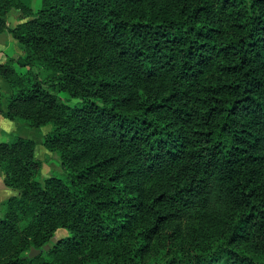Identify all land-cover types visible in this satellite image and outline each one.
<instances>
[{
	"label": "trees",
	"instance_id": "trees-1",
	"mask_svg": "<svg viewBox=\"0 0 264 264\" xmlns=\"http://www.w3.org/2000/svg\"><path fill=\"white\" fill-rule=\"evenodd\" d=\"M4 33L0 115L60 172L0 142V264H264V0H0Z\"/></svg>",
	"mask_w": 264,
	"mask_h": 264
},
{
	"label": "crops",
	"instance_id": "crops-1",
	"mask_svg": "<svg viewBox=\"0 0 264 264\" xmlns=\"http://www.w3.org/2000/svg\"><path fill=\"white\" fill-rule=\"evenodd\" d=\"M9 21L7 24L10 27H14L16 24L20 22V19L18 15L16 14H9L8 15ZM5 44H8L11 47V50L14 51V53H18L21 49L20 46L17 45V43L12 39V37L7 34H0V46H3ZM15 53V54H16ZM21 53V51H20ZM2 59H0L1 61ZM0 92L4 95L10 94V88L8 84L0 77ZM6 106V100L5 98L2 99V109H5ZM26 124L16 123L10 120L5 119L0 115V142L7 141L11 137H17V132H20V130H24ZM46 133H41V138L38 140V143H36V156L42 161V176H47L51 171L60 172L59 164L57 163V159L53 158L51 154H49L42 146V138ZM56 159V160H55ZM49 160V161H48ZM49 162V163H48ZM50 163L55 164L54 168L47 167V170L45 169V164L49 166ZM14 192L7 188L3 183V176L0 172V215L2 213V204L4 201H6L9 197L13 196Z\"/></svg>",
	"mask_w": 264,
	"mask_h": 264
},
{
	"label": "rangeland",
	"instance_id": "rangeland-1",
	"mask_svg": "<svg viewBox=\"0 0 264 264\" xmlns=\"http://www.w3.org/2000/svg\"><path fill=\"white\" fill-rule=\"evenodd\" d=\"M26 1L29 2L30 6H31V8H32V10L34 12L36 10H38L41 7V5H42V0H26ZM9 14H16V15H18L14 10L10 11L8 13V15ZM8 15H7V22L9 21ZM18 17H19V15H18ZM20 51L18 53H16V52L15 53L21 55L22 53H20ZM15 53H14L13 50H11V47L8 44H5L3 46H0V59H2L0 61V63L5 62L7 60V58H9V57H14L15 56ZM15 67L17 68V66H15ZM17 70L18 71H24V69H21V68H17ZM24 128H25L24 130H20V132H17V137L29 138V139L34 140L36 143H38V140L41 138V133H44V132L45 133H48L51 130V127L50 126H45V127H41V128L35 129V128H30V127H28L26 125ZM53 158H55V157H53ZM47 167L54 168L55 167V164L50 163L49 166H47L45 164L44 171L47 170ZM41 170H42V168H41ZM48 173H50V172H48ZM64 234H65V231L64 230H60V231L57 232V236H63Z\"/></svg>",
	"mask_w": 264,
	"mask_h": 264
},
{
	"label": "water",
	"instance_id": "water-1",
	"mask_svg": "<svg viewBox=\"0 0 264 264\" xmlns=\"http://www.w3.org/2000/svg\"><path fill=\"white\" fill-rule=\"evenodd\" d=\"M55 241V238L52 239V242ZM44 250H47V246H45L43 249H41L40 251H37V250H31L29 253H28V257L29 258H32L34 256H37L40 252L44 251Z\"/></svg>",
	"mask_w": 264,
	"mask_h": 264
}]
</instances>
